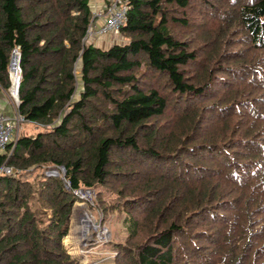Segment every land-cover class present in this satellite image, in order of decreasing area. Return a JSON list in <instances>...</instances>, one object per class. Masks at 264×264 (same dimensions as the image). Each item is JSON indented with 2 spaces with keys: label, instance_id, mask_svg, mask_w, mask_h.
I'll use <instances>...</instances> for the list:
<instances>
[{
  "label": "trees",
  "instance_id": "16d2710c",
  "mask_svg": "<svg viewBox=\"0 0 264 264\" xmlns=\"http://www.w3.org/2000/svg\"><path fill=\"white\" fill-rule=\"evenodd\" d=\"M127 5L105 47L92 0H0V86L19 47L39 129L0 154V264H82L63 240L99 187L133 226L115 264H264V0Z\"/></svg>",
  "mask_w": 264,
  "mask_h": 264
},
{
  "label": "rangeland",
  "instance_id": "374dc122",
  "mask_svg": "<svg viewBox=\"0 0 264 264\" xmlns=\"http://www.w3.org/2000/svg\"><path fill=\"white\" fill-rule=\"evenodd\" d=\"M108 0H92V7L95 11L100 9ZM103 38V37H102ZM99 39V40H102ZM107 39L105 47L113 43L123 44L125 39L120 33ZM10 78V76H9ZM11 80V79H10ZM0 91L5 95L6 102L9 107L8 114L2 112L0 116L11 117L15 114L14 104L9 97L11 86L6 90L0 86ZM39 129L26 122L23 125L21 134L36 135ZM60 169V170H53ZM63 167H46L44 171H38L51 174L57 171L61 174ZM65 169V168H64ZM61 177V176H59ZM79 199L73 208L71 216L70 231L67 237L64 238L63 244L72 257L79 260L82 264H115L116 251L108 245V243H124L129 234L132 232L133 226L130 220L123 213L118 211L104 216L102 208H100L97 197L102 195L108 203H121L122 201L117 195L106 191L102 187L93 189H81ZM80 205V206H78Z\"/></svg>",
  "mask_w": 264,
  "mask_h": 264
},
{
  "label": "built area",
  "instance_id": "2783aa9c",
  "mask_svg": "<svg viewBox=\"0 0 264 264\" xmlns=\"http://www.w3.org/2000/svg\"><path fill=\"white\" fill-rule=\"evenodd\" d=\"M104 10L95 11V18H103L104 25L97 26L95 29H90L88 35H92L101 39L102 37L108 35H117L120 33L122 26L126 23L128 19V11L129 7L127 5V0H111L110 4L103 7ZM17 56V62H13L15 57ZM16 64L15 71L18 74L17 81H13V69L12 68ZM9 76L11 79V92H9V97L11 98L14 108L15 114L11 117L0 116V154L8 149L9 146H13L12 152L15 149L16 143L18 141L19 136L22 133L23 125L27 122L26 119L20 114L19 108L21 105V100L19 96V89L22 80V69H21V52L20 48L16 47L13 56L11 59L10 67H9ZM60 170V169H53ZM61 171V170H60ZM61 174H57V171L51 172V174L47 173L48 176H61L65 177L66 170L63 168ZM13 169L8 167L6 164L0 166V177L3 175H12ZM68 189L71 187L69 183H67ZM81 191H74V194L78 197Z\"/></svg>",
  "mask_w": 264,
  "mask_h": 264
},
{
  "label": "crops",
  "instance_id": "0c3cea01",
  "mask_svg": "<svg viewBox=\"0 0 264 264\" xmlns=\"http://www.w3.org/2000/svg\"><path fill=\"white\" fill-rule=\"evenodd\" d=\"M9 111V107L6 102V97L5 95L0 91V114L2 112H6L5 114H8L7 112Z\"/></svg>",
  "mask_w": 264,
  "mask_h": 264
},
{
  "label": "bare ground",
  "instance_id": "6f19581e",
  "mask_svg": "<svg viewBox=\"0 0 264 264\" xmlns=\"http://www.w3.org/2000/svg\"><path fill=\"white\" fill-rule=\"evenodd\" d=\"M13 62H15V63L17 62V56L15 57V59L13 60ZM17 63H18V62H17ZM16 66H17V65L14 64V66L12 67V68H14V69H13V73H14V74H13V81H14V82L17 81V77H16V76H18V74H17L16 71H15ZM15 75H16V76H15Z\"/></svg>",
  "mask_w": 264,
  "mask_h": 264
}]
</instances>
